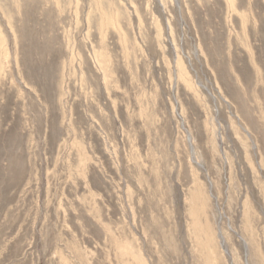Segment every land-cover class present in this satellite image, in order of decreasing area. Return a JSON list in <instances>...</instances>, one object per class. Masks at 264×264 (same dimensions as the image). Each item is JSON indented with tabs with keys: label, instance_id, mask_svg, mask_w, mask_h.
Listing matches in <instances>:
<instances>
[{
	"label": "rangeland",
	"instance_id": "rangeland-1",
	"mask_svg": "<svg viewBox=\"0 0 264 264\" xmlns=\"http://www.w3.org/2000/svg\"><path fill=\"white\" fill-rule=\"evenodd\" d=\"M0 264H264V0H0Z\"/></svg>",
	"mask_w": 264,
	"mask_h": 264
}]
</instances>
